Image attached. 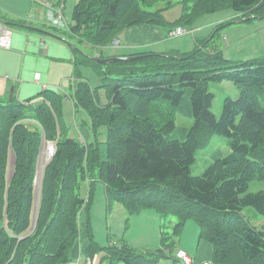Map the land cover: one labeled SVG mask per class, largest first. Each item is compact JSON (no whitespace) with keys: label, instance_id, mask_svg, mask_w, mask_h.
<instances>
[{"label":"trees","instance_id":"16d2710c","mask_svg":"<svg viewBox=\"0 0 264 264\" xmlns=\"http://www.w3.org/2000/svg\"><path fill=\"white\" fill-rule=\"evenodd\" d=\"M159 2L77 0L66 33L80 44L102 48L130 26L186 28L200 15L222 8L240 14L234 21L264 17V0H180L181 14L169 23L162 13L172 1ZM225 23L185 53L141 52L132 60L100 64L74 46L78 63L93 65L104 79L95 88L78 80L73 93L74 107L89 116L90 142L63 134L59 114L64 95L58 91L43 89L23 101L0 100V264H67L79 240L90 261L100 250L105 253L101 261L109 264H157L163 258L175 263L176 238L188 220L198 225V240L211 244L212 264H264V231L242 214L251 206L264 215V190L242 195L251 180L264 179V56L226 60L214 41ZM223 81L234 84L238 97L224 99L217 119L207 86ZM98 88L105 90L103 105ZM162 101L194 119L182 138L170 135L173 118L158 126L157 113L166 108ZM212 134L228 137L230 152L194 176L196 151ZM44 139L56 142V150L43 167L33 211ZM84 180L89 186L86 200L80 194ZM95 180L103 183L108 203H119L128 215L152 209L161 219L177 218L170 220L171 233L162 230L160 247L142 253L125 246H96L79 214L89 204Z\"/></svg>","mask_w":264,"mask_h":264},{"label":"crops","instance_id":"0c3cea01","mask_svg":"<svg viewBox=\"0 0 264 264\" xmlns=\"http://www.w3.org/2000/svg\"><path fill=\"white\" fill-rule=\"evenodd\" d=\"M46 1H51L55 6L62 5L63 10L67 3V0H0V20L12 34L11 47L9 49L0 48V100L14 97L23 101L37 95L43 89H51L64 95L67 111L68 107H72L76 111L78 108L74 107L73 102L76 82L86 79L91 87H95L87 77L81 74L80 66L86 64L78 63L80 55L75 51L74 46L78 48L82 45L80 49L88 52L89 56L127 57L141 52L185 53L196 47L203 40H200L201 38H206L203 37L204 35H193V40L185 39L168 45L165 39L169 37L168 31L171 28L169 25L140 24L130 26L120 32L106 47L90 48L86 44H80L76 38L67 33V35L56 34L39 25L43 20L49 22L45 14L44 2ZM76 2L77 0L73 1L74 4ZM181 9L180 0H177V13L172 20L178 19ZM63 10L62 13L65 17ZM227 18H230V15L226 16L225 14L210 20L211 22L209 21L208 24L215 27ZM237 21H233L236 24L225 28L224 46L222 47L219 42H216L222 50L223 57L228 61H245L264 56V17L249 21ZM4 22H8V24L6 25ZM199 28L192 26L187 29L198 30ZM114 40H117L118 43L112 45ZM79 113L80 126L76 129L79 135L69 137L87 143L93 140L90 119L85 110L82 109ZM40 161L41 155L37 161L35 177L37 178L39 173V180L42 178L44 167V164L40 166ZM39 166L41 170H39ZM157 215L147 212L145 217L150 216L154 223ZM137 217L141 216L137 215ZM183 229L180 234L181 245L176 246L175 250L188 248L186 251L191 255L194 264H212V246L205 240H198V225L192 226L190 222L186 221ZM81 245L79 249L77 247L75 250L73 259L83 255ZM95 259L97 260V258ZM102 264L109 263L102 260Z\"/></svg>","mask_w":264,"mask_h":264},{"label":"rangeland","instance_id":"374dc122","mask_svg":"<svg viewBox=\"0 0 264 264\" xmlns=\"http://www.w3.org/2000/svg\"><path fill=\"white\" fill-rule=\"evenodd\" d=\"M74 0H67L66 7L63 10L65 15V20L69 24L72 22L71 20V11L73 8ZM172 1V6L162 13V16L165 21L172 22L174 16L177 13V0H170ZM164 0H160L158 5H163ZM159 7V6H158ZM230 15V18H227L222 23H225V26L221 27V29L216 30L219 33L214 37V41L219 42L220 46H224L225 41V28L228 26H232V24H236V22L229 23L230 21H234L235 18L240 16L239 13L234 12L231 8H222L215 12L207 13L204 15H200L197 17L193 23L186 26L189 27H200L198 30L192 29H185L187 32L178 36V37H167L165 41L167 44H175L181 40H193V35L201 36L208 39L211 35L213 36L215 33L216 26H210L208 23L210 20L219 18L222 15ZM172 20V21H171ZM238 19H236L237 21ZM211 22V21H210ZM239 22V21H237ZM229 23V24H228ZM227 24V25H226ZM39 25L41 27H46V30L49 32H54L56 34H66L67 28H59L53 29L49 22L46 20L40 21ZM54 30V31H53ZM194 31V32H193ZM115 41V40H114ZM117 41V40H116ZM118 43V41H117ZM112 43V45L117 44ZM79 46V44L77 43ZM82 47V45H80ZM81 74L87 77L89 81L92 83L94 87H98L104 83V79H101L98 70L93 65H85L80 66ZM208 91L212 92L214 95L212 106L210 107L211 112L214 114L215 118H219L222 113L223 101L227 96H231L232 98L238 97V89L234 86V84L230 81H223L221 83L217 82H210L207 86ZM105 90L102 88H98L100 103L103 105L107 102V97L105 95ZM261 101L264 104V94L261 95ZM166 108L162 109L157 113L160 122L158 126H161L166 122V118L171 117L175 120V128L170 131V135L174 138H182L184 132L189 131L192 126L194 125V119L189 116H185L179 113L175 107H173L169 102L162 101ZM82 109H77L74 111L72 107H65V98H63L61 111L59 114V121L62 124V132L64 135L67 136H75L77 137L79 134L77 132V127L80 126V113ZM155 115V113H154ZM230 145L231 140L223 135L212 134L209 136L207 144L198 149L196 151V160L191 165V174L194 176L201 175L204 170L213 162V160L217 157H223L230 152ZM12 161L13 157H10V162L8 166V177L11 176L12 173ZM40 166H42V162H40ZM39 166V170L41 167ZM37 173V170H36ZM40 181V182H39ZM39 184V185H38ZM40 184L41 180H39V173L37 174L36 178V186L34 191V204H33V211L38 206L39 195H40ZM39 186V189H38ZM260 190H264V179H253L249 182V186L245 193L248 192H258ZM80 194L86 200L89 195V186L86 181H81L80 183ZM107 196L105 192L104 185L101 181L95 180V184L92 188L91 199L89 200L88 206L82 208L79 212L80 218L87 222L88 224V231L91 234L93 242L99 248H106L108 245H116V246H125L131 250L138 251V252H146V251H154L158 247H160V237L161 232L166 231L171 233L173 231L172 225L170 224V220L175 223L177 222V218L168 216L165 220L161 219L159 215H157L152 209L143 210L139 214L135 215H128L123 208L117 202L108 203ZM147 212H152L153 214L157 215L156 221L153 223L151 217H145ZM242 214L247 221L251 225H253L256 229L264 231V215L258 213L253 207L248 206L244 207L242 210ZM141 216V217H137ZM192 224V226H197V224L193 220H188ZM164 226V227H162ZM184 230V229H183ZM182 230V231H183ZM182 233V232H181ZM184 238V237H183ZM181 235L176 238V246L181 245L180 243ZM80 242V240H79ZM78 242V249L81 245ZM81 245V249H82ZM188 249V248H186ZM185 249V250H186ZM79 255V253H78ZM92 257L91 261L82 255L80 258L79 256L74 260L78 259V264H102L100 259L101 255H105L103 251H98V253ZM97 258V260L95 259ZM96 260V261H95ZM116 264H123L121 262H117ZM157 264H174L170 258H163L160 259Z\"/></svg>","mask_w":264,"mask_h":264},{"label":"built area","instance_id":"2783aa9c","mask_svg":"<svg viewBox=\"0 0 264 264\" xmlns=\"http://www.w3.org/2000/svg\"><path fill=\"white\" fill-rule=\"evenodd\" d=\"M46 7V16L50 24L54 27L67 28L69 30V25L65 21L62 10V5L55 6L51 1L44 2ZM187 32V30L182 26H177L175 28L169 29V37H178ZM113 43H117L115 40ZM12 45V34L11 31L0 21V48L9 49ZM56 150V142L54 141H45L42 148V160L44 162L49 161ZM175 264H194L191 255L184 249L178 248L175 251ZM90 262V260H89ZM67 264H78V259L71 260Z\"/></svg>","mask_w":264,"mask_h":264},{"label":"water","instance_id":"95a60500","mask_svg":"<svg viewBox=\"0 0 264 264\" xmlns=\"http://www.w3.org/2000/svg\"><path fill=\"white\" fill-rule=\"evenodd\" d=\"M6 25L8 24V22H4ZM26 28H30V29H35V30H39V31H42L41 29H36V28H33L31 26H25ZM212 37V35L210 36ZM137 57H141L140 55H135V56H127V57H109V58H101L99 56H91L92 60L100 63V64H107L111 61H114V60H132V59H135Z\"/></svg>","mask_w":264,"mask_h":264}]
</instances>
